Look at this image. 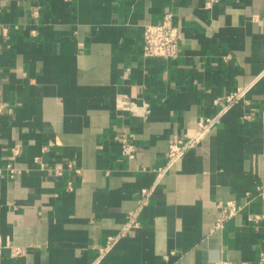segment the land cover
<instances>
[{
    "label": "crops",
    "instance_id": "1",
    "mask_svg": "<svg viewBox=\"0 0 264 264\" xmlns=\"http://www.w3.org/2000/svg\"><path fill=\"white\" fill-rule=\"evenodd\" d=\"M208 1L0 0V102L13 107L0 113V264H264V0ZM166 10L180 54L145 57L144 27ZM206 117L220 119L156 183L171 141ZM151 188L139 227L98 260ZM231 199L241 210L213 231Z\"/></svg>",
    "mask_w": 264,
    "mask_h": 264
},
{
    "label": "built area",
    "instance_id": "2",
    "mask_svg": "<svg viewBox=\"0 0 264 264\" xmlns=\"http://www.w3.org/2000/svg\"><path fill=\"white\" fill-rule=\"evenodd\" d=\"M221 1L222 0H209L206 3V6L210 8L213 5L220 3ZM40 8L41 7H36L33 10L35 16L39 15ZM5 34H7L6 31ZM182 40L183 32L175 22V13L172 10H166L160 21L148 23L145 25L143 32V54L145 57H159L164 59L175 58L180 54ZM231 57V53H228L224 56L225 60H229L231 59ZM235 96H237V93L234 94L232 98ZM150 108L151 105L148 102H145L142 105H138L137 103L130 101L125 105V109L140 116L148 115L151 111ZM139 109L141 111H139ZM4 112H13V107L11 105L0 102V113ZM219 119V117H206L199 122V128L195 134L191 136L184 135V137H179L176 140L171 141L169 145L167 162L165 166L157 170L156 183L161 181V179L167 174V172L172 169L174 164L184 156L188 149L195 147L198 142L204 138L208 131L219 122ZM119 140L121 155L128 159H133L136 156L138 147L131 139L129 133H127L126 131L123 132ZM47 149L48 145H44L41 150L46 151ZM20 152V146L12 147V160L10 159L5 162L4 168L7 170V174L11 178H14L19 173V168L16 166L14 159ZM35 161L38 162L43 169L53 171L58 175H62L65 169L73 170L77 175H81L82 173V169L77 167L75 161H73L72 159H63V167H52L40 160V156H37L35 158ZM66 187L69 191L74 190V180L69 181ZM152 191V188L143 190L140 207L129 214L128 220L123 226L120 233H118V235L108 236L106 243L99 246L98 260L104 258L110 252V250L113 248L120 237L130 234L132 230L139 227V213L141 212L143 206L147 205V203L149 202ZM247 194L249 195V192ZM240 210L241 207L234 199L221 203L219 205V215L213 225L212 230L215 231L223 229L226 222L230 218L237 215ZM262 218L263 215L261 214L251 215L249 217L250 220H254L256 222H259ZM10 251L11 255L19 256L22 255L25 250L20 246H11ZM215 264H230V262L227 260H218L215 262Z\"/></svg>",
    "mask_w": 264,
    "mask_h": 264
}]
</instances>
